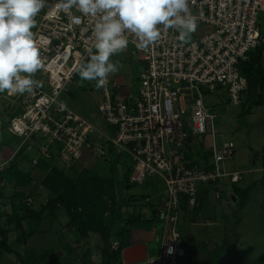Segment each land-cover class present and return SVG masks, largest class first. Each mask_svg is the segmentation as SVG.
Listing matches in <instances>:
<instances>
[{
    "label": "built area",
    "instance_id": "1",
    "mask_svg": "<svg viewBox=\"0 0 264 264\" xmlns=\"http://www.w3.org/2000/svg\"><path fill=\"white\" fill-rule=\"evenodd\" d=\"M57 3L47 0L32 29L42 58V68L33 77H39L43 86L23 95L5 93L22 105V111L8 121L7 130L21 139L22 146H36L35 166L46 160L72 168L91 157L110 167L113 164L121 177L131 170L129 185H144L160 177L164 195L150 219L156 230L161 222L160 244L156 254L149 253L138 264H178L186 256L180 230L183 210H194L203 191L221 199L224 183L234 185L244 177L243 171H228L224 166L236 148L229 142L216 144L218 116L205 105L202 90L223 92L229 106L243 104L249 84L239 66L264 48L259 25L264 0H189L197 27L205 28L196 38L191 36L189 43L169 29L162 30L156 43L140 48L134 34H128L126 49L143 68L126 94L121 93L118 80L110 77L101 88L99 111L105 129L54 103L80 78L75 69L88 61L100 19L76 8L66 13L55 7ZM208 135L210 145L205 142ZM196 151L210 155L201 162L194 156ZM8 166L9 160L0 159V174ZM113 248L122 250L121 242L115 241Z\"/></svg>",
    "mask_w": 264,
    "mask_h": 264
},
{
    "label": "rangeland",
    "instance_id": "2",
    "mask_svg": "<svg viewBox=\"0 0 264 264\" xmlns=\"http://www.w3.org/2000/svg\"><path fill=\"white\" fill-rule=\"evenodd\" d=\"M259 25L262 33H264V15L260 16ZM204 31L205 28L197 27L196 31L192 33L191 36L192 38H196V36L202 34ZM251 56L255 57L256 52H253ZM111 59L113 62L119 61V71L111 75L110 78L117 79L122 86L121 93L126 94L129 92L130 84L136 82L138 74L143 68V64L139 63L131 55L129 49L114 55ZM261 63L262 68L264 69V55L262 56ZM32 78L38 81L40 79L36 76ZM95 85V81L81 80L78 78L67 86L66 90L60 95L59 100L63 101L67 107L92 122L95 126L105 129L107 126L99 111L101 89L97 90ZM5 93L6 92L2 94ZM224 97L223 92H209L205 89L202 90V99L205 105L215 111L218 116L216 120V144L221 146L223 143L229 142L233 143L236 148L234 157L231 160L226 161L224 164L226 170L241 171L242 166H245L244 168L256 169L261 165H264V91L262 97L263 102L261 104H257V95L253 88H250V90L244 93L243 104L238 107L226 106L223 104ZM21 111L22 105L15 99H9L5 95L0 98V123L4 128L3 130H5L3 134L8 138L15 139L17 142H20L21 139L12 135L9 136L10 134L6 128L8 126V120ZM209 140L211 141L208 135L205 137L207 144L209 143ZM129 172L131 173L132 171L129 170ZM243 172L245 173L246 171ZM246 173L244 175H247ZM260 174L264 176V173ZM111 176L112 172L110 164L106 163L104 160L86 157L81 159L79 163L72 168H64L58 165H53L52 163H46L44 175L40 179H34V183L32 182L33 184H31L30 187L34 191H39V193L42 192V194H45L44 192L46 191L48 199L54 197L55 200L52 202L53 204H51V208H54L57 211L59 209L64 210L61 206L63 201L60 197H66L67 200H72L74 195L77 196L80 207L77 209L75 207L71 208V217H69L70 222L68 225L62 227L64 229H66V226H74L73 223H71V220H76L72 217V215H76L74 214V208L77 212L78 209L84 208L87 204L91 205L94 211H96L91 221L95 222V220H98L101 215L104 218L110 217L113 205L118 203L121 206V213L120 217L117 219V224L114 225L112 241L110 240V251L113 252L118 251L113 248V244L115 241H120V233L121 235L128 234L131 233L132 230L138 228L149 229V223L152 216L151 213L153 212L154 207H157L160 204L164 195L165 186L160 177H156L149 180L144 185H132L131 187H128L127 185L129 184L126 185L124 177H121L118 174L119 179L116 187L117 190H115L113 198H101L100 200L92 198V195L89 194L88 187L91 178L99 177L107 179ZM256 176H258V173L245 176V182L250 181L249 179H252L251 177ZM238 186H243V183ZM228 197L229 196H227V198ZM147 198H150V201L147 202ZM100 207L101 210H98ZM199 210V208L192 210L189 217L192 219L194 215L198 216ZM188 219V216L182 218V222L180 223V230L183 235V246L186 249L187 258L181 260L179 264H192L193 261L197 264H208L209 256L204 255V250L208 249L209 252H213L214 247L212 245V238L215 239V241L219 240V236H221L223 232L222 230L219 231L218 226L215 225H209L208 227L199 226L198 221L196 220L192 223L190 222L189 230V227L186 226L189 224L187 222ZM63 222L66 224L63 219L58 222L53 221V219L44 220V222L38 227L36 221H34L32 227L34 231H39L40 229L50 230V232L48 231V236L50 237L42 235L40 236L41 238H38V240L41 239L40 242L42 244L44 243L52 249V253H49L46 256L48 259L45 260V258L38 257L39 255L31 253L29 247L22 254L20 250H17L19 247L23 248L24 245L22 240L20 242H12V247L15 251L12 256H6V252L0 249V263L19 264L18 256L21 254L23 258H32L30 264H84V261L88 259L91 261L90 259L92 255L94 261H99V254L101 255V253H99V248L100 246L102 247V240L96 233V239H98V242L101 245L97 246L96 244L91 250H85L82 255L79 253V256H74L71 261L69 257L70 255L67 254L68 251L66 249H54L58 247V240H56V238L61 230L60 225ZM76 223L78 222L76 221ZM155 227L158 232L156 233L155 243H153L151 251V254L153 255L157 253L160 244L162 233L161 222L156 223ZM47 239H49V241H47ZM198 244L203 245L205 249L199 248ZM240 247L242 253L257 260L254 261L256 264H264V235L248 237L242 241ZM197 254L202 257L197 259L199 261H196V258L194 257ZM2 256H5L7 260L5 259L4 262L1 261ZM77 257H80V259L83 257L84 261H77ZM86 264L88 263L86 262Z\"/></svg>",
    "mask_w": 264,
    "mask_h": 264
},
{
    "label": "crops",
    "instance_id": "3",
    "mask_svg": "<svg viewBox=\"0 0 264 264\" xmlns=\"http://www.w3.org/2000/svg\"><path fill=\"white\" fill-rule=\"evenodd\" d=\"M260 65L262 67V63H260ZM4 95L5 94L0 93V98ZM223 104L226 106L228 105L225 102V97L223 99ZM3 129L4 128L0 123V159L9 160V169L7 174L0 180V185L3 184V186L0 187V229H3L7 233L9 247L14 251L12 242H20L23 240V248H17L22 254L29 247L31 253L39 255L38 257H43L45 260L48 259L46 256L49 253H52V249L44 243L42 244L40 242L41 239L38 240V238L42 235L48 236L50 230L40 229L39 231H34L32 227L34 221H36V224L39 227L44 220L52 219L56 222L63 219L66 223L64 224L63 222L60 225L61 230L56 238V240H58V247L54 249H66L68 251L67 254L70 255V261L74 256H79V253L82 255L85 250H91L96 244L97 246L101 245L98 242V239H96L97 237L95 233L90 232L85 238H82L74 226H66V229L62 228L70 222L68 214L62 209H59L58 211L55 209L51 210L47 205L49 200L47 192L45 191V194H42V192L39 193V191H34L30 187L31 184L34 183V179L42 178L46 163L50 162L41 160L38 165H33L32 160L38 156L36 146H22V141L17 142L15 139L8 138L4 135L3 133L5 130ZM210 143L211 141L209 140V143H206V145H210ZM209 155V152H194V156L198 157L201 162L206 160ZM57 165L61 166L60 164ZM244 167L245 166H242L241 171H246L247 173H245L247 175L258 173V176L251 177L252 179H249L250 181L245 182V176L247 175H244V178L237 185H232L229 182L224 183L222 187V197L219 200H216L212 193L203 191L199 197V205L196 207L200 209L198 216L194 215L192 219L189 217L192 212L184 210L182 212L180 223L182 222V218L188 216L189 219L187 222L189 224L186 226L189 227V230L190 224L194 220L198 221L199 226L208 227L209 225H215L218 226L219 231L222 230L223 234L219 236V240L215 241V239L212 238V245L214 247L213 252H209L203 245L198 244L199 248L205 249L204 255L209 256L208 264H215L216 261H218V264H256L254 261L257 260L240 251V245L242 241L248 237L264 235V176L260 174L263 173L261 171L262 165L256 169ZM6 171L7 170L3 171L2 175ZM25 176L31 179V181L25 183ZM242 183L243 186L239 187L238 185ZM227 196L230 198H227ZM28 200H31L29 201V205L27 203ZM155 208L156 207H154L151 214L154 213ZM157 232L158 230L154 228L152 221H150L149 229L138 228L132 230L131 234L133 240L138 243L151 242L149 245V252L151 254ZM47 241H49V239H47ZM225 245L234 246V248L230 251H226ZM99 253H101V246L99 248ZM218 255L220 256L217 259ZM6 256H12V253L6 252ZM99 256V261H94L93 255L91 256V261H89V259L84 261L83 257L81 259L80 257H77V261H84V264H86V262L88 264H103L102 257L100 254ZM199 256V254L194 256L196 261H199L197 260L198 258H202ZM186 258L187 254L181 260ZM5 259L6 257L2 256L1 261L4 262ZM106 264L123 263L122 261H119ZM192 264L197 263L193 261Z\"/></svg>",
    "mask_w": 264,
    "mask_h": 264
},
{
    "label": "clouds",
    "instance_id": "4",
    "mask_svg": "<svg viewBox=\"0 0 264 264\" xmlns=\"http://www.w3.org/2000/svg\"><path fill=\"white\" fill-rule=\"evenodd\" d=\"M46 6L47 0H0V93L23 95L43 86L32 78L42 68L32 29ZM55 7L66 13L76 8L86 16H99L89 59L75 69L81 80L95 81L97 90L119 71V61L111 58L126 50L128 34L137 38V47L146 48L160 40L162 30L169 29L189 43L198 26L189 0H59ZM54 103L61 110L67 107L63 101ZM168 251L171 254L173 249Z\"/></svg>",
    "mask_w": 264,
    "mask_h": 264
},
{
    "label": "trees",
    "instance_id": "5",
    "mask_svg": "<svg viewBox=\"0 0 264 264\" xmlns=\"http://www.w3.org/2000/svg\"><path fill=\"white\" fill-rule=\"evenodd\" d=\"M256 56L250 58L249 61L241 63L239 66V69L241 73L247 78L249 89L253 88L255 94L257 95V104H261L263 102V91H264V69L261 67V59L264 52V49L260 48L255 51ZM252 55V54H251ZM9 167L6 169L7 171L5 173L0 174V180L4 175L7 174ZM112 176L107 179H102L99 177H92L89 181L88 187H89V194L92 195V198L96 200H100L101 198H113L115 194V190L118 183V173L116 166L111 167ZM130 172L128 171L125 174L124 180L126 182V185L128 184V179L130 176ZM31 179H29L27 176H25V183L30 182ZM128 187H131L132 185H127ZM73 199L67 200L66 197H60L62 199V207L64 211L68 214L69 217H71V208L75 207L76 209L79 208V201L77 199V196L74 195L72 197ZM54 197L48 200L47 205L50 209L54 201ZM67 200V201H66ZM66 201V202H65ZM91 201V197H90ZM103 207V206H102ZM75 208L74 214L72 217L76 219L75 221L71 220V223H73L74 228L79 232V234L82 236V238H85L90 232L96 233L100 236L102 240V247H101V257L103 264L111 263V262H119L121 260V249L118 251H110V240L113 237V231H114V225L118 222V217H120L121 213V206L118 203H115L112 207L111 215L110 217L104 218L102 215L98 220L91 221L94 213V209L91 207V205L87 204L84 208L78 209L76 212ZM101 210V207L98 209ZM97 210V211H98ZM91 211V212H90ZM103 212V211H102ZM101 214V213H100ZM34 215V214H33ZM35 216V215H34ZM72 219V218H71ZM76 221L78 223H76ZM92 222V223H90ZM120 235V241L122 240V237L124 236ZM112 241V240H111ZM122 242V241H121ZM112 244V243H111ZM226 251H230L234 248V246H228L225 245ZM0 249L7 253H15L9 245H8V237L7 233L0 229ZM220 255L217 256V259ZM19 257V264H30L31 257H25L23 258L21 255ZM216 259V260H217ZM215 264H218V261H216Z\"/></svg>",
    "mask_w": 264,
    "mask_h": 264
},
{
    "label": "water",
    "instance_id": "6",
    "mask_svg": "<svg viewBox=\"0 0 264 264\" xmlns=\"http://www.w3.org/2000/svg\"><path fill=\"white\" fill-rule=\"evenodd\" d=\"M153 242V241H152ZM151 242L138 243L133 240L132 234H125L122 239L121 260L123 264H137L145 261L149 255Z\"/></svg>",
    "mask_w": 264,
    "mask_h": 264
}]
</instances>
